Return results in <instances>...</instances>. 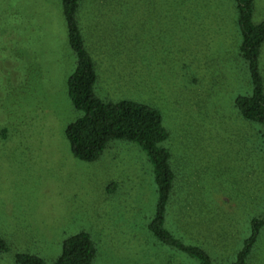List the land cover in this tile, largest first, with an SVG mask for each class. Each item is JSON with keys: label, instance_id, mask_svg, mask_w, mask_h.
<instances>
[{"label": "rangeland", "instance_id": "rangeland-1", "mask_svg": "<svg viewBox=\"0 0 264 264\" xmlns=\"http://www.w3.org/2000/svg\"><path fill=\"white\" fill-rule=\"evenodd\" d=\"M231 1L84 0L80 14L95 95L162 117L178 176L164 228L212 264L234 263L264 209L262 129L234 108L252 87ZM253 21L264 22V0ZM2 48L0 129L8 123L11 135L0 143V235L9 244L0 264L23 253L50 263L78 232L98 244L94 264H198L148 232L157 189L136 144L110 142L91 163L72 156L64 131L82 113L67 96L76 60L58 0H0ZM260 67L264 80V45ZM12 78L21 94L10 108ZM248 264H264V229Z\"/></svg>", "mask_w": 264, "mask_h": 264}, {"label": "trees", "instance_id": "trees-1", "mask_svg": "<svg viewBox=\"0 0 264 264\" xmlns=\"http://www.w3.org/2000/svg\"><path fill=\"white\" fill-rule=\"evenodd\" d=\"M83 1L58 0L65 23L67 44L76 60L74 72L66 82L67 96L73 109L82 113V117L68 124L64 131L70 152L75 159L91 163L102 156L110 142L136 144L145 152L153 167L157 189L155 214L147 225L148 232L161 245L183 253L198 264H212L202 248L183 244L164 228L166 206L178 176L173 172L169 149L164 146L169 135L163 127L160 113L142 103L128 100L112 103L95 95V66L84 45L80 17ZM231 2L237 14L236 24L241 40L238 57L248 71L252 87L250 95L234 99V108L243 120L258 125L264 137V80L260 67L264 22L253 21L255 0ZM0 52L3 55V48ZM13 79L15 78L9 81L11 86L7 88V98L12 102L10 108L21 94V82L17 79L12 82ZM9 112L10 115L7 116L15 117V112L11 109ZM5 118L7 120L6 116ZM7 124L3 127L2 121L0 143L10 138L11 132ZM263 229L264 209L260 217L252 219L250 235L244 240L233 264H248ZM8 251L9 244L0 235V256ZM96 254L97 246L91 235L88 232H78L63 241L60 255L52 262H46L37 255L23 253L15 255V264H94Z\"/></svg>", "mask_w": 264, "mask_h": 264}, {"label": "crops", "instance_id": "crops-1", "mask_svg": "<svg viewBox=\"0 0 264 264\" xmlns=\"http://www.w3.org/2000/svg\"><path fill=\"white\" fill-rule=\"evenodd\" d=\"M255 8V7H254ZM263 72H262V70H261V74H262ZM96 243V242H95ZM160 244V243H159ZM96 245H98L97 243H96ZM97 250H98V246H97Z\"/></svg>", "mask_w": 264, "mask_h": 264}]
</instances>
